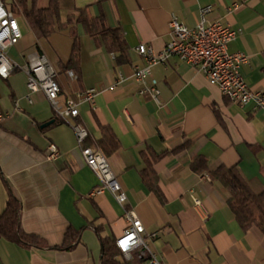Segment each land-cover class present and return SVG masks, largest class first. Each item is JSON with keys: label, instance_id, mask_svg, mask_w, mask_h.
Returning <instances> with one entry per match:
<instances>
[{"label": "crops", "instance_id": "0c3cea01", "mask_svg": "<svg viewBox=\"0 0 264 264\" xmlns=\"http://www.w3.org/2000/svg\"><path fill=\"white\" fill-rule=\"evenodd\" d=\"M2 1L20 15L22 39L8 53L16 69L7 80L0 78V215L11 190L21 202L22 230L39 243L22 247L0 238V264H101L100 236L116 242L129 226L130 210L156 234L149 245L163 264H264V230L245 232L228 206L229 192L208 171L192 169L198 157L209 171L237 166L255 193L264 192V111L232 103L177 57L153 68L161 105L141 95L143 86L132 77L135 67L146 64L137 51L141 44L161 51L171 40L174 18L195 28L202 9L211 6L208 21L238 31L229 51L250 57L241 69L248 86L264 92V0H61L62 23L76 9L88 8L93 17L103 13L111 28L122 29L129 47V62L118 65V55L97 46L78 25L80 78L60 65L72 53L68 30L38 39L21 0ZM34 3L46 9L50 0H25L28 9ZM38 54L57 73L60 104L96 90L94 103L82 102L78 118L60 120L44 93L29 95L22 68ZM121 78L126 80L116 86ZM73 124L89 131L86 146L108 158L125 204L108 191L92 196L99 180L86 165ZM109 132L118 146L104 152ZM52 144L57 158L51 157ZM157 155L163 156L154 161ZM147 160L162 199L144 182Z\"/></svg>", "mask_w": 264, "mask_h": 264}, {"label": "built area", "instance_id": "2783aa9c", "mask_svg": "<svg viewBox=\"0 0 264 264\" xmlns=\"http://www.w3.org/2000/svg\"><path fill=\"white\" fill-rule=\"evenodd\" d=\"M238 8L239 6L236 5L230 11H236ZM211 13V6L203 8L202 20L195 28H190L174 18L170 24L171 40L159 52L146 44H141L137 48L139 55L146 61L145 66L135 67L132 75L143 86L140 94L149 95L154 102L161 105V91L158 81L152 77V71L154 67L166 65L172 57H177L205 74L209 83L217 87L232 103L241 107L253 105L255 109L264 111V92L252 90L241 73L242 67L250 62V57L244 53L229 51L230 44L238 36V31L220 21H208L207 18ZM21 39L22 33L17 17L0 0L1 79L7 80L16 69L17 65L10 59L8 53ZM22 70L27 76L29 95L44 93L60 120L78 118L82 102L94 103L97 92L95 89H89L78 94V100L70 98L64 105L60 104L61 89L57 81V73L44 55L31 57L28 65ZM125 80L121 78L116 86ZM72 127L86 165L99 180V186L93 191L92 196L108 191L119 204H125L126 192L106 155L98 147L85 145L89 137V131L85 127L79 124H73ZM49 150L51 157L59 156L55 145H50ZM195 205L201 207L202 203L195 199ZM125 217L129 226L115 242L124 259L128 262L137 259L143 261V264H163L149 245V241L153 240L156 234L147 232L134 210L128 211Z\"/></svg>", "mask_w": 264, "mask_h": 264}, {"label": "trees", "instance_id": "16d2710c", "mask_svg": "<svg viewBox=\"0 0 264 264\" xmlns=\"http://www.w3.org/2000/svg\"><path fill=\"white\" fill-rule=\"evenodd\" d=\"M60 2L61 0H50L49 7L46 9H38L35 3L31 9H28L25 0L19 1V4L30 29L38 39H48L58 30L69 31L73 39V47L69 61L60 63L64 70H70L78 78L81 77V45L77 33L78 25L83 26L85 33L94 39L97 46H104L108 52L117 54L118 65L129 62V47L122 29L111 28L103 13L98 17L91 16L88 8L76 9L68 15L66 22L62 23L60 19ZM107 138L108 145L105 141L101 144L103 151H107L106 146L115 150L118 142L113 133L109 132ZM163 155L155 156L154 161L160 159ZM192 169L196 173L208 171L209 175L220 182L229 192L228 206L245 232L254 226L264 230V192L255 193L242 177L237 166H220L216 171H209L206 160L203 157H198L192 164ZM143 179L149 189L162 199L158 178L153 169V162L149 160H147V169L143 173ZM20 216L21 202L9 190L7 207L0 215V238L7 239L22 247L37 245L39 243L37 238L26 234L22 230ZM100 240L102 244L101 264H143V261L137 259L130 262L126 261L115 242L101 236Z\"/></svg>", "mask_w": 264, "mask_h": 264}, {"label": "water", "instance_id": "95a60500", "mask_svg": "<svg viewBox=\"0 0 264 264\" xmlns=\"http://www.w3.org/2000/svg\"><path fill=\"white\" fill-rule=\"evenodd\" d=\"M52 123H53V121H52V122H49V123H47V124H45V125H43V128L48 127V126L51 125Z\"/></svg>", "mask_w": 264, "mask_h": 264}, {"label": "rangeland", "instance_id": "374dc122", "mask_svg": "<svg viewBox=\"0 0 264 264\" xmlns=\"http://www.w3.org/2000/svg\"><path fill=\"white\" fill-rule=\"evenodd\" d=\"M15 16L18 17V18H20V15H18V14H16V13H15Z\"/></svg>", "mask_w": 264, "mask_h": 264}, {"label": "snow or ice", "instance_id": "6c2138e0", "mask_svg": "<svg viewBox=\"0 0 264 264\" xmlns=\"http://www.w3.org/2000/svg\"><path fill=\"white\" fill-rule=\"evenodd\" d=\"M14 26V25H13Z\"/></svg>", "mask_w": 264, "mask_h": 264}]
</instances>
